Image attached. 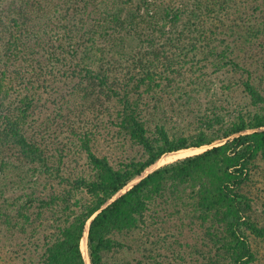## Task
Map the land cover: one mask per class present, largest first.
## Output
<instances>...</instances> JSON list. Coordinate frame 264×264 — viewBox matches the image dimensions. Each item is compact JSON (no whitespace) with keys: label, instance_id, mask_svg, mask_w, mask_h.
Listing matches in <instances>:
<instances>
[{"label":"trees","instance_id":"obj_1","mask_svg":"<svg viewBox=\"0 0 264 264\" xmlns=\"http://www.w3.org/2000/svg\"><path fill=\"white\" fill-rule=\"evenodd\" d=\"M258 157L264 0H0V264H252Z\"/></svg>","mask_w":264,"mask_h":264},{"label":"rangeland","instance_id":"obj_2","mask_svg":"<svg viewBox=\"0 0 264 264\" xmlns=\"http://www.w3.org/2000/svg\"><path fill=\"white\" fill-rule=\"evenodd\" d=\"M46 107H50V106L48 105ZM40 110H38L37 112L38 114L41 113ZM43 114L44 112L41 113V116ZM205 148L206 146H203L200 148V150L194 153L200 152L204 150ZM181 150H184V149H181ZM179 153H180V150L177 152L163 155L160 158L162 160L157 165L149 166L142 173V175L145 176L146 174L151 172L153 169L159 167L160 165L164 163L190 155V154H186V155L178 156ZM194 153H191V154H194ZM139 179H140V176H137L125 187V189L127 190L129 186L136 183ZM247 190L249 192V196L251 197L253 201V209H254L253 217H254V223L256 226L255 235L252 240V249L254 251V259L252 261V264H264V158L258 157L252 164L251 169H250V176H249L248 183H247ZM178 253L179 252L175 251L174 253L173 251H171L170 256H171L172 264H178V263L194 264L193 255H190L189 257L184 255L185 259L183 261H180V257H178L177 255ZM186 254L188 255V252H186ZM88 264H90V260Z\"/></svg>","mask_w":264,"mask_h":264},{"label":"bare ground","instance_id":"obj_3","mask_svg":"<svg viewBox=\"0 0 264 264\" xmlns=\"http://www.w3.org/2000/svg\"><path fill=\"white\" fill-rule=\"evenodd\" d=\"M198 150H200V148H189V149L180 150V153L178 154V156L191 154V153H194V152H196ZM161 160L162 159H159L152 166L157 165ZM80 247H81V251H82V254H83V258H84L86 264H88L89 263V252H88V247H87V227H86L84 235H83V237L81 239Z\"/></svg>","mask_w":264,"mask_h":264},{"label":"water","instance_id":"obj_4","mask_svg":"<svg viewBox=\"0 0 264 264\" xmlns=\"http://www.w3.org/2000/svg\"><path fill=\"white\" fill-rule=\"evenodd\" d=\"M151 166H152V165H151ZM139 176H140V179L143 177L142 174L139 175ZM140 179H139V180H140ZM139 180H138V181H139ZM132 185H133V184H132ZM132 185H131V186H132ZM131 186H129V187H131ZM129 187H128V188H129ZM128 188H127V189H128ZM121 191H123V192L126 191L125 187H124ZM121 191H120V192H121ZM120 192H119V193H120ZM123 192H121V193H123ZM121 193H120V194H121ZM118 195H119V194H117L116 196H118ZM116 196H115V197H116ZM115 197H114V198H115ZM87 233H88V225H87Z\"/></svg>","mask_w":264,"mask_h":264}]
</instances>
